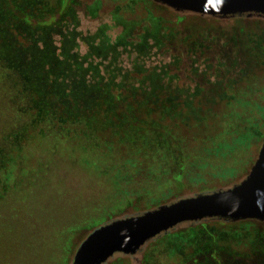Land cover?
<instances>
[{"label": "trees", "instance_id": "trees-1", "mask_svg": "<svg viewBox=\"0 0 264 264\" xmlns=\"http://www.w3.org/2000/svg\"><path fill=\"white\" fill-rule=\"evenodd\" d=\"M89 2L0 0L1 203L10 199L16 188L17 165L24 156L27 161L28 148L34 143L80 150L78 163L88 166L92 175L108 172L117 184H128L131 179L142 181L135 190L118 188L120 202L110 212H124V207L132 203H137L133 212L138 213L172 203L184 198L185 187L205 186L202 165L218 158L222 143L229 144L234 152L238 144L246 145L247 112L257 121L264 109L262 48L253 54L252 71L241 66L235 76L233 69L228 81L210 83L207 93L211 95L202 98L205 88L200 85L190 92L174 84L176 76L166 68L170 64L146 65L150 56L169 48L174 23L158 13L169 8L151 0ZM107 6L111 8V24H100L92 34L78 30L82 7L90 17H98ZM193 16L196 21H220ZM236 19L253 20L264 27L262 18ZM115 27L120 32L113 39L110 32ZM206 40L207 36L201 37L194 49H200L201 41ZM254 40V48L260 46V40ZM80 43L87 48L84 54ZM124 55L130 60L126 69L121 66ZM231 63L235 67V59ZM178 64L173 61L171 65ZM193 72L206 76L205 70L198 73L194 68ZM252 104L259 111L249 109ZM242 110H246L244 116H240ZM251 135L254 158L248 168L263 138ZM234 164L235 158L229 166ZM21 168L23 176L30 178L28 165ZM191 173L197 175L192 177ZM241 179H230L226 188ZM13 208L18 211L21 206ZM14 213L1 212L0 226H12L13 220L9 223L5 217L12 218ZM185 224L188 226L183 233L171 231L150 242L141 252L142 264H153L149 256L159 246L171 250L167 264H222L215 255L217 248L231 252L240 244L247 251L243 253L252 256L264 251V233L258 228L264 225L262 222L208 219ZM215 227L244 228L245 233L225 238L217 232L211 234ZM90 231L77 226L58 232L68 234V264ZM43 233L48 237L55 234L49 230ZM114 257L108 264H131L129 256Z\"/></svg>", "mask_w": 264, "mask_h": 264}, {"label": "rangeland", "instance_id": "rangeland-1", "mask_svg": "<svg viewBox=\"0 0 264 264\" xmlns=\"http://www.w3.org/2000/svg\"><path fill=\"white\" fill-rule=\"evenodd\" d=\"M89 1L83 0V3ZM110 10V6H107L101 10L98 17H90L86 14L85 8L82 7L79 11L80 26L78 30L84 35L92 34L100 24H111ZM158 13H162L174 23L171 25L174 35L169 42L167 52L162 51L153 54L146 60V65L170 64L166 68L176 76L174 84L177 83L181 88L190 92L198 84L205 88L202 98H208L211 95L207 93L210 83L218 79L228 81L234 72L233 69H235V76L236 72L242 68L241 66L252 71L254 68L253 54L259 47L263 51V58L261 59H264V27L253 20L230 18L219 19L218 22L208 19L196 21L195 16H193L196 14L177 13L171 9ZM119 32L120 29L115 27L112 28L110 35L114 39ZM203 36H207V40L201 41L203 44L200 49H194L196 43ZM234 38L235 40H233ZM254 39L260 40V46L254 48ZM86 49V46L80 43L82 54L86 52ZM219 57L220 60H217ZM233 59H235V67H232L231 60ZM173 61L179 64L177 66L171 65ZM227 61V66H222V63ZM209 64L212 65L211 68L206 69ZM121 66L125 69L130 67V60L125 55ZM194 68H197L198 73L205 70L206 76L201 75V73L199 75L194 74ZM249 109L259 111L253 104ZM245 111L242 110L243 113H240V116H244ZM247 114L245 117L247 127L244 135L246 145L240 146L238 144L234 152L229 144L222 143V146L219 147L218 158L202 165L201 178L205 179V186L196 189L192 186H189L190 188L185 187L183 190L184 198L226 189L230 179L235 177V181H237L246 177L251 168H248V164L254 158L252 149L254 141H252L253 136L251 134H256L255 137L264 136V109L259 113V120L257 121L251 119L250 113L247 112ZM250 127H253L254 130L249 129ZM235 131H237L236 128ZM38 138L36 136V142ZM28 150L30 155H26L29 157L27 161L23 155L25 160L21 158L19 161L21 165H17L14 176L17 180L16 188L13 191L12 187L10 199H6L5 203L0 202V213L15 212L12 218L5 217L9 223L11 219L13 220L12 226H0V264H68V256L65 252L68 234L58 235L59 231L77 226H83L92 231L114 218L139 214L133 212L137 203L125 206L124 212H110V210H113L115 205H119L118 188L121 189L120 191L124 188L135 190L142 181L135 182L131 179L130 183L121 184L120 182L119 185L114 182L108 172L92 175L90 169L87 168L88 166L82 165L76 160V156L80 155V150L72 147L34 143ZM232 152L234 154L230 155ZM234 158L235 167L234 165L229 166ZM24 162H28V164ZM27 165L32 173L30 178L26 175L23 176L24 173L21 170V167ZM196 175L197 173L193 174L192 177ZM205 176L206 178H204ZM148 185L151 186V184ZM154 187L152 190L155 189ZM15 205L21 206V208L17 211L13 208ZM23 224L24 226H22ZM187 226V224H181L172 232L183 233ZM258 228L264 233V225H260ZM241 229L215 227L211 234L217 232L228 238V236L244 234V228ZM46 230L55 234L48 237L43 233ZM198 235L201 236L202 233ZM161 247L159 246L149 256L153 264H167L169 262L168 254L171 250ZM233 248L230 252L218 247L215 255L220 258L219 262L222 264H264V251L260 252L259 256H252L243 253L247 251L243 250L241 244L240 246L234 245ZM193 253L194 251H191V254ZM73 256L69 264L72 262ZM130 258L131 264H142L141 252Z\"/></svg>", "mask_w": 264, "mask_h": 264}, {"label": "water", "instance_id": "water-1", "mask_svg": "<svg viewBox=\"0 0 264 264\" xmlns=\"http://www.w3.org/2000/svg\"><path fill=\"white\" fill-rule=\"evenodd\" d=\"M177 12L218 19L258 17L264 0H151ZM264 223V136L249 173L226 189L180 198L94 228L78 245L70 264H108L116 254L133 257L150 242L185 223L205 220Z\"/></svg>", "mask_w": 264, "mask_h": 264}]
</instances>
